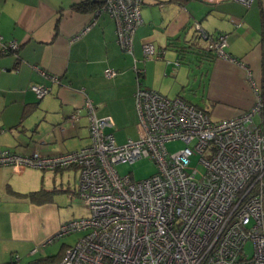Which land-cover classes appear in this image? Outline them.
<instances>
[{"label":"crops","instance_id":"obj_1","mask_svg":"<svg viewBox=\"0 0 264 264\" xmlns=\"http://www.w3.org/2000/svg\"><path fill=\"white\" fill-rule=\"evenodd\" d=\"M79 1L0 0V44H20L17 52H0V151L54 155L87 145L85 99L96 116L111 119L103 130L117 144L136 139L140 129L134 93L139 85L188 100L183 91L192 82L193 68L179 59L178 50L195 41L208 44L196 24L216 38L226 34L224 50L231 57L216 56L204 84L200 78L203 109L215 119L232 117L249 109L264 86V0L249 5L235 0H144L132 54L118 44L115 21L104 12L77 10ZM144 42L160 49L162 57L145 58ZM190 56L195 61L196 55ZM106 68L116 73L107 76ZM33 84L47 85L50 92L38 98ZM72 171L77 178L76 167L44 174L0 167V264L60 259L70 244H44L50 231L38 235L32 220V203L37 201L31 196L52 193L55 177L69 179Z\"/></svg>","mask_w":264,"mask_h":264},{"label":"built area","instance_id":"obj_2","mask_svg":"<svg viewBox=\"0 0 264 264\" xmlns=\"http://www.w3.org/2000/svg\"><path fill=\"white\" fill-rule=\"evenodd\" d=\"M92 1L98 3L93 13L104 12L115 21L118 44L132 54L144 0ZM235 1L249 5L253 0ZM195 30L203 32L198 24ZM226 42V34H219L207 46L230 59ZM19 46L16 40L2 41L0 52H17ZM142 51L145 58L163 55L150 42L143 43ZM115 73L105 69L107 76ZM31 87L38 98L50 92L44 84ZM134 97L140 129L136 139L117 144L103 130L111 119L96 116L85 99L87 145L54 155L0 151V167L19 173L78 169L71 191L89 204V215L62 222L45 243L85 232L58 261L46 264H264V86L249 109L219 119L181 96L141 85ZM175 139L185 145L168 152L165 142ZM197 155L202 172L189 166ZM142 157L154 161L153 175L133 180L117 172V163ZM247 242L251 254L245 251Z\"/></svg>","mask_w":264,"mask_h":264},{"label":"rangeland","instance_id":"obj_3","mask_svg":"<svg viewBox=\"0 0 264 264\" xmlns=\"http://www.w3.org/2000/svg\"><path fill=\"white\" fill-rule=\"evenodd\" d=\"M144 6V5H143ZM156 7L159 6L156 5ZM143 9V7H142ZM142 24V23H141ZM140 24V25H141ZM197 61H199L197 59ZM189 68H193L192 72V82L191 84H187L183 93L186 95L191 104L198 106L200 105L202 108L205 105L201 101V88L199 86V80L202 77V83L204 84L206 70L208 68L207 64L195 62L194 65L189 64ZM200 66V68L198 67ZM202 72V74H201ZM183 98V97H182ZM186 100L185 98H183ZM186 100L187 102H189ZM199 107V106H198ZM185 143L180 139L170 140L165 142L166 149L168 152H175L178 149L182 148ZM200 155L193 156L191 158V164L189 165L191 168L195 166L200 172L203 170L202 164L198 163V158ZM117 172L120 175L130 174L133 180L144 179L151 175H153L157 167L154 164V161L148 157H142L134 160L133 162H119L115 165ZM78 178V169L76 171ZM75 176V175H74ZM73 176V171L68 179L66 176L60 178L59 175L55 177L54 185L56 186V190L50 194V198L44 201L33 202L32 216L35 220L34 226L37 230L39 236H44L47 232L50 231L52 234H47V237L53 236L58 232L60 228V224L58 221L62 219H72L78 217H86L89 215V204L75 195L73 188L69 189V187H75L77 184V178ZM68 179V180H67ZM68 181V182H67ZM62 183V186L60 185ZM68 186V187H67ZM67 189V191H66ZM85 231H73L63 236H59L49 243L44 244H53L58 247L62 241L67 244H74L76 240L84 233ZM245 251L248 254L252 253V244L247 242L245 245Z\"/></svg>","mask_w":264,"mask_h":264},{"label":"trees","instance_id":"obj_4","mask_svg":"<svg viewBox=\"0 0 264 264\" xmlns=\"http://www.w3.org/2000/svg\"><path fill=\"white\" fill-rule=\"evenodd\" d=\"M98 3L94 2L92 0H80L78 3L75 4V8L77 10H91L93 11L96 9ZM202 37L199 31L197 33L200 35L205 42L210 41L211 39H216V36H213L212 34L206 32L205 30L202 29ZM199 42V41H198ZM198 42H192L189 45L183 46L181 49H179V59H182L183 61L185 60L188 62V64L194 62H200L203 64L209 65L213 61V59L217 56L215 52L207 46V43L204 44L203 46L201 43ZM193 53L196 55L195 61L191 58L190 54ZM197 59L199 61H197ZM51 192L49 191H41L36 194H32V198L35 199L37 202L39 201H44L50 198Z\"/></svg>","mask_w":264,"mask_h":264},{"label":"clouds","instance_id":"obj_5","mask_svg":"<svg viewBox=\"0 0 264 264\" xmlns=\"http://www.w3.org/2000/svg\"><path fill=\"white\" fill-rule=\"evenodd\" d=\"M202 108V107H201Z\"/></svg>","mask_w":264,"mask_h":264}]
</instances>
